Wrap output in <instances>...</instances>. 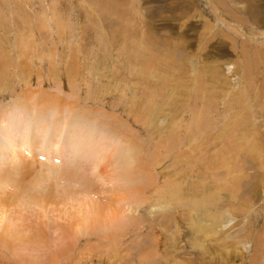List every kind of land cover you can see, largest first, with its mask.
I'll return each instance as SVG.
<instances>
[{
    "label": "rangeland",
    "instance_id": "rangeland-1",
    "mask_svg": "<svg viewBox=\"0 0 264 264\" xmlns=\"http://www.w3.org/2000/svg\"><path fill=\"white\" fill-rule=\"evenodd\" d=\"M0 264H264V0H0Z\"/></svg>",
    "mask_w": 264,
    "mask_h": 264
},
{
    "label": "bare ground",
    "instance_id": "bare-ground-1",
    "mask_svg": "<svg viewBox=\"0 0 264 264\" xmlns=\"http://www.w3.org/2000/svg\"><path fill=\"white\" fill-rule=\"evenodd\" d=\"M259 63V62H258ZM257 63V64H258ZM257 144V143H256ZM255 144V145H256ZM254 146V145H253ZM255 147L256 146H254V149H255ZM253 148V147H252ZM256 150V149H255ZM252 152V151H251ZM257 154V153H256ZM255 153H254V155H256ZM230 187H232V191L235 193V191H237L238 190V182H234L233 184H231L230 185ZM229 187V188H230ZM231 190V189H230ZM84 215V217H82ZM82 216L80 217V220L82 221L81 222V226L83 227V229L85 230L86 228H87V225L89 224V223H95V219H96V217H97V213L96 212H93V211H90L89 213H84V214H82ZM90 217H92V218H90ZM115 219V218H114ZM85 220V221H84ZM109 221H112V222H114L115 220H111V219H108ZM81 228V227H80ZM71 234H72V232H71ZM68 238V237H67Z\"/></svg>",
    "mask_w": 264,
    "mask_h": 264
}]
</instances>
